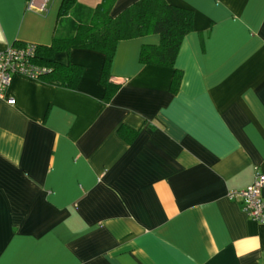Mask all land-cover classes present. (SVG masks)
<instances>
[{
    "label": "crops",
    "instance_id": "crops-1",
    "mask_svg": "<svg viewBox=\"0 0 264 264\" xmlns=\"http://www.w3.org/2000/svg\"><path fill=\"white\" fill-rule=\"evenodd\" d=\"M61 2L0 0V51L50 45ZM167 2L193 12L173 67L140 61L158 34L121 40L109 99L97 50L54 54L82 68L74 87L13 76L15 102L0 99V264H264V223L227 197L264 173V0Z\"/></svg>",
    "mask_w": 264,
    "mask_h": 264
},
{
    "label": "trees",
    "instance_id": "trees-1",
    "mask_svg": "<svg viewBox=\"0 0 264 264\" xmlns=\"http://www.w3.org/2000/svg\"><path fill=\"white\" fill-rule=\"evenodd\" d=\"M115 1L100 0L93 8H89L78 0H62L51 44L37 45L34 62L48 68L40 76L41 80L74 87L82 68L53 61L54 54L72 48L97 50L105 55L101 82L106 87L109 99L117 90V86L109 82L108 72L117 43L148 34H158L159 44L142 46L140 61L144 64L173 67L183 38L192 31L193 12L172 5L167 0H137L112 16L110 11ZM180 79L181 73L176 70L171 84L173 92L178 89Z\"/></svg>",
    "mask_w": 264,
    "mask_h": 264
},
{
    "label": "built area",
    "instance_id": "built-area-1",
    "mask_svg": "<svg viewBox=\"0 0 264 264\" xmlns=\"http://www.w3.org/2000/svg\"><path fill=\"white\" fill-rule=\"evenodd\" d=\"M50 0H27V7L37 11L45 10ZM37 53V44L23 43L12 44L0 51V99H5L8 104L15 100L5 98L6 89L14 75H22L30 79H40V76L48 71L34 62ZM264 173L255 172L253 181L246 187L228 192L229 199H240L242 210L254 221L264 223Z\"/></svg>",
    "mask_w": 264,
    "mask_h": 264
},
{
    "label": "rangeland",
    "instance_id": "rangeland-1",
    "mask_svg": "<svg viewBox=\"0 0 264 264\" xmlns=\"http://www.w3.org/2000/svg\"><path fill=\"white\" fill-rule=\"evenodd\" d=\"M81 4L86 7L93 8L100 0H78Z\"/></svg>",
    "mask_w": 264,
    "mask_h": 264
}]
</instances>
